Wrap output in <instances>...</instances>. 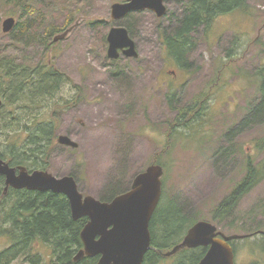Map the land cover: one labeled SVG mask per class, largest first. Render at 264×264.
Returning a JSON list of instances; mask_svg holds the SVG:
<instances>
[{
    "label": "rangeland",
    "instance_id": "374dc122",
    "mask_svg": "<svg viewBox=\"0 0 264 264\" xmlns=\"http://www.w3.org/2000/svg\"><path fill=\"white\" fill-rule=\"evenodd\" d=\"M124 1L71 0L63 8L49 0H0V55L30 67L43 62L69 78L36 110L43 120L53 116L46 171L73 177L84 197L109 200L130 190L134 177L157 162L163 169L161 210L175 203L193 224L209 222L225 236L246 234L257 225L264 228V177L228 217L212 221L216 206L246 174L244 160L264 162V150L257 146L264 138V118L248 121L259 97L254 75L264 69V0H248L245 11L217 17L207 31L200 28L181 62L167 55L160 39L163 32L174 31L181 4L168 0L162 18L143 11L112 20L111 6ZM7 18L20 26L12 37L15 25L10 33L2 32ZM50 23L56 32L46 39ZM112 27L127 29L138 58H107ZM196 101L205 112L196 127L171 133L175 110ZM58 136L69 137L78 147L59 145ZM5 139L0 134V144ZM15 205L6 204L0 224L15 221ZM255 240L232 243L235 264H264ZM12 245L0 233V256ZM23 248L16 261L0 259V264L55 262L40 240ZM165 258L159 264L176 260Z\"/></svg>",
    "mask_w": 264,
    "mask_h": 264
},
{
    "label": "trees",
    "instance_id": "16d2710c",
    "mask_svg": "<svg viewBox=\"0 0 264 264\" xmlns=\"http://www.w3.org/2000/svg\"><path fill=\"white\" fill-rule=\"evenodd\" d=\"M20 2L22 0H7ZM61 7H69L71 0H49ZM182 8L174 19L176 25L172 34H161V47L169 57L181 62L186 53L192 34L200 28L207 31L213 20L221 15L234 11H245L248 0H177ZM76 10H80L76 8ZM20 32L19 24L14 27L11 37ZM56 32L53 24H48L44 30L48 38ZM43 51L49 50L45 40H42ZM44 56V54H43ZM258 85L259 97L250 107L249 122L264 118V69L254 75ZM69 78L54 68H49L41 62L35 67L17 62L15 59L0 55V134L6 139L0 144V158L10 165L20 164L35 169H47L46 162L49 150L53 144V116L43 120V115L37 113L38 104L45 99L54 98ZM254 83V82H253ZM173 109V108H172ZM175 110V109H174ZM175 124L171 133L181 134L179 129L191 131L196 127L199 118L205 115L202 105L194 104L178 108ZM247 121V122H248ZM22 133V137L20 136ZM14 134V135H13ZM23 134H26L23 137ZM258 149L264 150V138L258 142ZM158 164L159 163H154ZM162 167V166H161ZM246 179L239 182L233 191L216 206L212 221L221 222L232 210L235 204L264 177V162L254 165L250 160L245 174ZM113 198V197H112ZM111 198V199H112ZM101 199L100 201L109 202ZM14 226L3 228L0 233L8 236L13 247L2 254L0 259L11 256L21 244L27 245L34 240H40L51 249L55 262L53 264H97L99 257H83L74 261V257L82 249L80 232L88 222L86 217L73 221L70 215L69 203L66 198L50 192L30 193L20 201L15 198ZM164 210L158 206L150 224V249L144 256L143 264H159L175 245L179 244L194 221L188 220L182 207L172 203ZM160 205V204H159ZM24 210V218L17 208ZM247 233V232H246ZM25 248H27L25 246ZM235 251V247H233ZM206 248L182 249L171 258L173 264H197L204 256ZM264 260V259H263Z\"/></svg>",
    "mask_w": 264,
    "mask_h": 264
},
{
    "label": "water",
    "instance_id": "95a60500",
    "mask_svg": "<svg viewBox=\"0 0 264 264\" xmlns=\"http://www.w3.org/2000/svg\"><path fill=\"white\" fill-rule=\"evenodd\" d=\"M168 0H125L111 6V19L121 20L131 13L149 11L157 18L166 14ZM15 25L13 18L2 22V32L8 34ZM58 41V39H54ZM107 58L117 60L120 55L136 59L138 52L135 42L124 27H112L106 38ZM2 102L0 100V106ZM61 146L76 149L78 144L67 136H58ZM18 175L0 158V175L5 183L14 189H26L41 193L51 192L66 198L73 221L88 219L80 232L82 249L74 257H99L97 264H143L144 256L150 249L149 224L161 198L162 167L150 165L137 174L131 189L114 197L109 202L84 197L71 176L55 177L44 171L27 174L19 168ZM243 235L225 236L209 222L193 224L181 242L175 245L165 257L175 255L182 249L206 248L197 264H235L231 241L244 239Z\"/></svg>",
    "mask_w": 264,
    "mask_h": 264
},
{
    "label": "flooded vegetation",
    "instance_id": "af4514ba",
    "mask_svg": "<svg viewBox=\"0 0 264 264\" xmlns=\"http://www.w3.org/2000/svg\"><path fill=\"white\" fill-rule=\"evenodd\" d=\"M171 73L173 75L176 74L175 71H172ZM49 156H48V158H49ZM249 162H250V158L247 157L244 160V166L246 168V172H247V169L249 167ZM8 166L15 170V174L16 175H18V173H19V170H20L19 168H23L25 170V172H27V174H29V175L32 174L35 171L47 172L46 169H44V170L43 169H35L33 167H26V166H22L20 164H15V165L8 164ZM246 178H247V176L244 175L242 180H244ZM262 180L260 179L257 183L261 182ZM34 192L41 193L39 191H28L26 189L17 190V189H14V188L10 187V186H7L6 183H5V177L0 175V218H1V216L3 214L5 215L4 211H5V206H6L7 203L9 204V203L13 202V204H14L15 203V198H17V197L19 198L20 201L21 200L23 201L26 196H28L30 193H34ZM11 209L15 212L16 208L13 207ZM17 211H18V213H16V214L20 215L22 218H24V214H25L24 210H22L20 207H18ZM0 226L3 227V228H9V227L14 226V224L13 223L9 224L6 221H3V223H1ZM243 236H245V237H244V239H241V240H250L251 241V240H255V239L258 238L257 240H255V242H258V244H259L258 247H259L260 253L262 254L261 256L264 258V228H260V226L258 227V225H257L256 227L252 228L246 234H243ZM34 241H37V240H34ZM232 243H230V245H231V247L233 249ZM13 245H12V247H13ZM20 245H21V248H19V250L15 251V253L12 254V257L11 256H9V257L5 256L2 259L7 260V259L10 258L9 259L10 261H12V262L16 261L21 256L22 252H24V248H23L24 244L20 243Z\"/></svg>",
    "mask_w": 264,
    "mask_h": 264
}]
</instances>
